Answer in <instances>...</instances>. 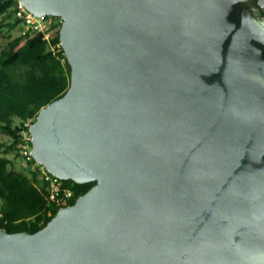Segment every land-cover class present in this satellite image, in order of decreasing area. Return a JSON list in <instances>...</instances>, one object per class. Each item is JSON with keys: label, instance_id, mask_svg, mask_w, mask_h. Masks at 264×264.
<instances>
[{"label": "water", "instance_id": "obj_1", "mask_svg": "<svg viewBox=\"0 0 264 264\" xmlns=\"http://www.w3.org/2000/svg\"><path fill=\"white\" fill-rule=\"evenodd\" d=\"M256 0H20L63 19L67 92L36 162L94 182L0 264H264V15Z\"/></svg>", "mask_w": 264, "mask_h": 264}, {"label": "trees", "instance_id": "obj_2", "mask_svg": "<svg viewBox=\"0 0 264 264\" xmlns=\"http://www.w3.org/2000/svg\"><path fill=\"white\" fill-rule=\"evenodd\" d=\"M18 0H0V16L14 19L9 31L20 26L15 17ZM60 44V29L49 40L43 34L14 38L0 53V131L12 139L10 146L0 144L4 152L16 151L21 134L29 131L25 123L61 98L71 83V68L64 51L53 50ZM20 122L19 126L15 121ZM74 190L76 200L95 185L64 181ZM73 200L69 205H73ZM60 208L49 199L46 188L35 177L15 169L0 152V227L9 233H35L44 228Z\"/></svg>", "mask_w": 264, "mask_h": 264}, {"label": "built area", "instance_id": "obj_3", "mask_svg": "<svg viewBox=\"0 0 264 264\" xmlns=\"http://www.w3.org/2000/svg\"><path fill=\"white\" fill-rule=\"evenodd\" d=\"M15 17L21 22L22 36L43 34L44 39L47 41L56 30L61 28L63 23L61 17L51 15L43 19L36 17L20 3V0H18L16 6ZM61 48V43L52 47L53 50L57 51ZM31 124L32 122H27L25 127L29 129ZM31 151L32 136L29 131H24L16 146V153L24 162L25 172L29 176L35 177L46 188L50 201L56 204L57 207L69 206L71 201L76 200L74 190L66 189L63 180L51 174L45 166L36 162Z\"/></svg>", "mask_w": 264, "mask_h": 264}, {"label": "rangeland", "instance_id": "obj_4", "mask_svg": "<svg viewBox=\"0 0 264 264\" xmlns=\"http://www.w3.org/2000/svg\"><path fill=\"white\" fill-rule=\"evenodd\" d=\"M13 22L14 19L10 18L9 16H0V53L2 50H4L7 47L8 43L11 40L21 35L22 32L21 26L16 27L12 31L8 30L7 25ZM14 124L19 126L20 122L16 120ZM11 143H12V139L4 135L0 131V144L5 146H10ZM0 152L11 160L12 166L15 169L25 172L24 162L17 155L16 151L4 152V150L1 149Z\"/></svg>", "mask_w": 264, "mask_h": 264}, {"label": "flooded vegetation", "instance_id": "obj_5", "mask_svg": "<svg viewBox=\"0 0 264 264\" xmlns=\"http://www.w3.org/2000/svg\"><path fill=\"white\" fill-rule=\"evenodd\" d=\"M255 3L257 4L262 14L264 15V0H256Z\"/></svg>", "mask_w": 264, "mask_h": 264}]
</instances>
